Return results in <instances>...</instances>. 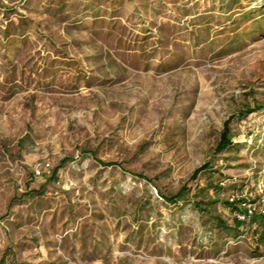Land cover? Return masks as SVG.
<instances>
[{
    "label": "rangeland",
    "instance_id": "rangeland-1",
    "mask_svg": "<svg viewBox=\"0 0 264 264\" xmlns=\"http://www.w3.org/2000/svg\"><path fill=\"white\" fill-rule=\"evenodd\" d=\"M244 192L264 0H0V264H264Z\"/></svg>",
    "mask_w": 264,
    "mask_h": 264
},
{
    "label": "trees",
    "instance_id": "trees-1",
    "mask_svg": "<svg viewBox=\"0 0 264 264\" xmlns=\"http://www.w3.org/2000/svg\"><path fill=\"white\" fill-rule=\"evenodd\" d=\"M234 144L233 142V134H232V130L230 128V120H227L225 122V125H224V129L223 131L221 132V136H220V139L218 141V144L216 146V152H223L225 151L226 149H228L229 147H231L232 145ZM66 160H63V163L65 162ZM208 165L205 164L204 166L198 168L192 175L191 179H194L197 174L204 168H207ZM189 189H187V186H184L177 194H175L174 196H164L167 200L171 201V202H176L178 199H182L186 192L188 191ZM229 203V202H227ZM257 215H255L256 217ZM254 217V218H255ZM222 221V220H221ZM255 221H259V222H263L264 221V216L263 215H259L257 216V218H255ZM241 222L237 219L236 220V227H240Z\"/></svg>",
    "mask_w": 264,
    "mask_h": 264
},
{
    "label": "built area",
    "instance_id": "built-area-1",
    "mask_svg": "<svg viewBox=\"0 0 264 264\" xmlns=\"http://www.w3.org/2000/svg\"><path fill=\"white\" fill-rule=\"evenodd\" d=\"M36 173L37 174H41L42 170L40 168H36ZM251 195L252 193H248V192H244L242 194H230L229 196V202L234 203V204H238L239 207V211H238V219L241 222H246V223H250L252 222V219L254 218V216L257 214V212L262 209V208H258V203L256 201H253L249 195ZM260 211H264L260 210Z\"/></svg>",
    "mask_w": 264,
    "mask_h": 264
}]
</instances>
